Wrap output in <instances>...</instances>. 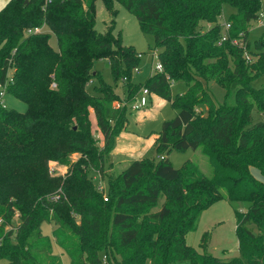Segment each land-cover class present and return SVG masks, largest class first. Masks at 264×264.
Returning <instances> with one entry per match:
<instances>
[{
    "label": "trees",
    "instance_id": "1",
    "mask_svg": "<svg viewBox=\"0 0 264 264\" xmlns=\"http://www.w3.org/2000/svg\"><path fill=\"white\" fill-rule=\"evenodd\" d=\"M102 1L110 13L122 4L154 36L163 70L144 84L133 80L139 52L125 43L116 19L105 32L97 30V0H9L0 11V81H9L7 93L27 104L25 112L0 104V258L64 264L56 244L67 264H264V181L251 171L264 175V119L253 115L256 109L264 117V87L253 85L264 76V35L254 48L249 40L262 0ZM225 4L236 8L226 37ZM36 27L49 31L28 33ZM99 59L108 60L114 84L95 70ZM179 80L187 90L174 96ZM119 81L124 98L114 86ZM215 84L226 90L222 102ZM143 89L178 113L164 121L154 143L161 160L132 161L110 178L105 201L87 170H103L129 104ZM119 101L125 104L117 107ZM200 104L205 114L195 111ZM91 110L103 148L93 135ZM200 148L210 176L194 160L179 168L170 160L173 150ZM73 153L80 154L74 162ZM53 160L70 165L66 178L52 174ZM223 199L249 204L246 212L235 211L239 255L227 260L207 251L209 232L203 252L186 240L201 214ZM44 223L57 226L51 236Z\"/></svg>",
    "mask_w": 264,
    "mask_h": 264
},
{
    "label": "rangeland",
    "instance_id": "2",
    "mask_svg": "<svg viewBox=\"0 0 264 264\" xmlns=\"http://www.w3.org/2000/svg\"><path fill=\"white\" fill-rule=\"evenodd\" d=\"M9 0H0V11L5 7ZM96 12V28L100 32H105L111 25V20L116 19V30L121 31L126 44L134 45L139 52V71L133 73V80L135 82L144 84L150 75L155 71V67L158 63V58L155 57V53L158 52L155 49V38L151 33L142 31L137 17L129 12L122 4L114 3L113 12L110 13L103 3L102 0H97ZM118 10L117 15L115 16ZM262 11L264 13V0H262ZM236 12V8L230 4H225L223 9V16L221 17L223 36L226 35L225 25L229 22V18L232 13ZM204 26L208 24L205 22ZM44 31H49L47 27L43 28ZM264 35V24L259 21H254L249 34V40L251 47L254 48L255 41ZM51 44L57 48V38L54 34L51 36ZM95 70L99 71L104 79L114 84V78L111 72L110 64L107 59H99L94 64ZM253 85L257 88L264 87V76L257 78ZM115 89L122 98L125 97L122 81H119L115 85ZM94 89V83L89 86V90L92 92ZM187 90V84L185 81L179 80L174 81L172 84L173 95L183 94ZM212 91L216 97L217 102H222L226 90L224 87L219 85H213ZM143 94L147 93L144 89ZM152 94V103L146 107V111H130L128 114V121L121 127L115 137L114 143L110 147L107 153L103 170H96L93 167L87 170V176L92 184V187L100 194V196L107 201L108 200V187L109 180L111 177H116L125 167H127L132 161L144 157L155 158L160 161L162 155L158 154L154 148V139L150 137L155 135L158 137L160 130L162 129L163 123L166 120H171L176 117L178 110L173 108L170 101L162 97H157L156 101ZM132 100L131 103L135 101ZM6 106L9 108H15L18 111L25 112L27 110V104L16 98L10 93H6L4 96ZM121 102V101H120ZM146 102V101H145ZM144 102V104H145ZM123 104V102H121ZM117 106V102H115ZM129 104V105H130ZM148 104V103H147ZM146 104V105H147ZM195 111L197 113L206 112L205 105H196ZM151 115L149 119L144 118L143 115ZM253 115L256 119H263V115L256 109H253ZM90 119L92 123L93 135L96 139L97 146L103 148L105 145L103 134L97 127L96 118L93 110H91ZM157 131V132H154ZM159 131V132H158ZM132 135L133 139L136 140L132 146L134 153H129L128 147L133 142L129 139L128 135ZM128 145L127 147H125ZM130 145V146H129ZM120 146V147H119ZM122 146V147H121ZM120 150V151H119ZM128 151V153H126ZM80 158V154L73 153L70 159L74 162ZM194 160L199 163L202 170L207 175H212L213 170L207 156L203 153V150L189 149V150H173L170 154V160L172 164L179 168L185 161ZM70 165L59 163L57 160L51 162V171L54 176L61 179L66 178L69 173ZM59 188H62V183L59 184ZM249 204L243 202H231L226 199L220 200L214 203L210 208L205 210L197 223L195 230L189 232L186 236L187 243L203 252L201 247L203 236L206 232H209L208 238V252L222 259H230L239 255V241L236 235L237 216L236 209L246 212ZM75 221L80 222V217L74 214ZM19 220L17 217L14 218L13 223L18 224ZM254 231H258L255 224L250 225ZM57 228L54 223H44L42 230L47 235H52V232ZM54 251L58 253L64 261V264L68 263V256L62 254L60 248L54 244ZM105 258V257H104ZM6 258H0V264H7ZM109 264V263H107Z\"/></svg>",
    "mask_w": 264,
    "mask_h": 264
},
{
    "label": "built area",
    "instance_id": "3",
    "mask_svg": "<svg viewBox=\"0 0 264 264\" xmlns=\"http://www.w3.org/2000/svg\"><path fill=\"white\" fill-rule=\"evenodd\" d=\"M258 21L261 23V24H264V13L262 12ZM230 23H226L225 25V29L226 31L230 28ZM43 31V28L41 27H36L34 29H30L28 30V33H38V32H42ZM226 37V35H225ZM235 43H237V41H235ZM141 56V55H139ZM155 57L158 58V52L155 53L154 55ZM159 60V58H158ZM140 69L139 68H135V72L139 71ZM155 70H158V71H162L163 70V66L161 64L160 61H158L156 67H155ZM9 82V81H8ZM8 82H1L0 81V104L3 105V106H6V103L4 101V96L6 95L7 93V86H8ZM146 92H148L147 90H145ZM125 103L123 102V104L119 101L117 102V107H120V106H123ZM144 106V101L141 100L140 98H136L135 101L133 103L130 104V107L132 110H139L141 109L142 107ZM264 119V118H263Z\"/></svg>",
    "mask_w": 264,
    "mask_h": 264
},
{
    "label": "crops",
    "instance_id": "4",
    "mask_svg": "<svg viewBox=\"0 0 264 264\" xmlns=\"http://www.w3.org/2000/svg\"><path fill=\"white\" fill-rule=\"evenodd\" d=\"M154 99H155V101H156V98L157 97H160L159 95H156V94H154ZM136 98H140L141 100H143L144 102H145V104H144V106L141 108V109H139V110H132V111H139V112H144V111H146L145 109H146V107L149 105V103L151 102L152 103V100H153V98H152V94H149L148 92L145 94H143V92L141 93V94H139ZM148 103V104H147ZM147 104V105H146ZM144 116V118H148L149 119V117L151 116H147V114H145V115H143ZM254 118H255V116H254ZM256 119V118H255ZM256 120H258V119H256ZM154 132H157V131H154ZM159 132V131H158ZM128 137H129V139H126V137H124V139L125 140H130L131 142H133L132 143V145L130 146V147H128V151H129V153L131 152V153H134V151H133V148H132V146L134 145V143H135V141L136 140H134L133 139V136L132 135H128ZM150 137H153V139H154V143H155V141H156V138H157V136H153V135H151ZM128 145H126L125 147H127ZM120 147V146H119ZM122 147V146H121ZM120 151V150H119ZM128 151L126 152V153H128ZM128 153V154H129ZM138 159H140V158H138ZM251 171H252V173H253V175L256 177V178H258V179H260V180H262V181H264V175L261 173V171L258 169V168H255V167H253V168H251ZM68 262H69V260H68Z\"/></svg>",
    "mask_w": 264,
    "mask_h": 264
}]
</instances>
